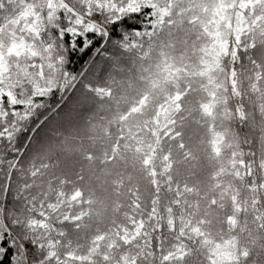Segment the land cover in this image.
Masks as SVG:
<instances>
[{
	"label": "snow or ice",
	"instance_id": "1",
	"mask_svg": "<svg viewBox=\"0 0 264 264\" xmlns=\"http://www.w3.org/2000/svg\"><path fill=\"white\" fill-rule=\"evenodd\" d=\"M0 264H264V0H0Z\"/></svg>",
	"mask_w": 264,
	"mask_h": 264
}]
</instances>
